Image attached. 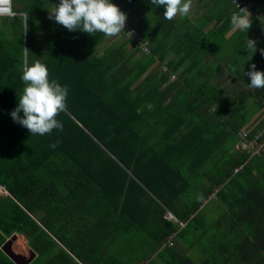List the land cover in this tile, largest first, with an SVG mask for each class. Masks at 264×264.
Returning <instances> with one entry per match:
<instances>
[{
    "label": "trees",
    "instance_id": "obj_1",
    "mask_svg": "<svg viewBox=\"0 0 264 264\" xmlns=\"http://www.w3.org/2000/svg\"><path fill=\"white\" fill-rule=\"evenodd\" d=\"M214 1L178 27L164 9L150 11L156 28L145 32L127 19L148 52L125 35L106 46L102 33L58 23L41 46L28 36L26 63L40 60L69 90L56 117L63 131L43 136L10 115L24 87L23 34L0 49V185L12 196L0 198V264H14L1 251L14 234L38 255L31 264H264V151L225 148L244 129L264 139V89L249 90L244 78L230 98L207 77L215 68L203 60L240 11L230 0L210 10ZM247 1L252 26L238 33L231 73L247 59L264 72V0Z\"/></svg>",
    "mask_w": 264,
    "mask_h": 264
},
{
    "label": "clouds",
    "instance_id": "obj_2",
    "mask_svg": "<svg viewBox=\"0 0 264 264\" xmlns=\"http://www.w3.org/2000/svg\"><path fill=\"white\" fill-rule=\"evenodd\" d=\"M150 2L156 7H164L163 17L168 21H172L177 14L186 16L192 6V0ZM49 19H53L69 31L81 30L92 36L99 32L106 37H115L123 32L127 14L110 0H60L59 4L54 5L49 11ZM230 23L233 29L248 32L252 26L251 13L246 8H240L239 12L231 14ZM256 45L255 40L247 38L246 46L253 53L257 51ZM259 51L264 56V49ZM21 71L24 87L17 107L10 113L14 122L26 128L31 136L51 134L54 129L63 131V123L56 117L67 108L69 91L67 86H62L54 79L50 80L48 67L40 60H36L31 66L25 62ZM244 75L250 78L248 83L250 89H264V72L258 71L254 63ZM51 147L55 148L56 144H52Z\"/></svg>",
    "mask_w": 264,
    "mask_h": 264
},
{
    "label": "crops",
    "instance_id": "obj_3",
    "mask_svg": "<svg viewBox=\"0 0 264 264\" xmlns=\"http://www.w3.org/2000/svg\"><path fill=\"white\" fill-rule=\"evenodd\" d=\"M209 0H192V6L189 11V13L186 16H180L177 14L176 17L173 18L174 21H176L175 27L177 25H180L181 22L186 21L185 19H188L189 21H198V18L202 15L204 10L207 8V2ZM60 0H53V3L47 5L46 7L50 6L54 7V5H58ZM111 3L115 4L119 7L121 11L127 14V19H132L133 23L137 25L141 29L142 32H145V30L155 27L156 23L152 21L153 18L150 15V11H156L159 9H164L163 6L156 7L151 4L150 0H110ZM41 2H38L37 5L35 4V0L32 1V4L30 6V14H33V11L36 9L38 13L40 12L42 16H45L47 19H49V13H45V8L41 9ZM215 5H210V10L212 8L218 7V0H215L213 2ZM165 10V9H164ZM32 12V13H31ZM154 16V15H153ZM155 17V16H154ZM151 18V19H150ZM151 20V22H149ZM52 23V22H51ZM54 25L56 22H53ZM173 22L171 23L172 26ZM178 27V26H177ZM156 28V27H155ZM208 30V29H206ZM239 30L231 29L226 36L227 41L222 42L221 49H213L211 53H207L206 59L203 60V62L208 65L207 67H212L214 71L209 76H213V82H217L220 85H222V89L226 90L227 95L231 98L235 96L239 88L242 89V86L245 85V83H242L241 81H244L248 79V76L244 75L247 71L250 70V59H247L242 64V67L240 69H236L233 73H231L228 69V66L231 64H238L241 61H238L240 59V55L237 51H235L236 47L240 44L241 40L237 38ZM261 40V38H259ZM176 47H179L178 44L175 45ZM232 46V49H230ZM223 48V50H222ZM215 52V53H214ZM193 56H191L188 60H191ZM194 58V57H193ZM241 58L243 56L241 55ZM250 80V79H248ZM246 86V85H245ZM239 87V88H238ZM244 87V86H243ZM250 90V88H249ZM23 245V244H21ZM20 246V245H19ZM22 247V246H21ZM16 250H19L20 252H25V249H22L20 247L16 248Z\"/></svg>",
    "mask_w": 264,
    "mask_h": 264
},
{
    "label": "rangeland",
    "instance_id": "obj_4",
    "mask_svg": "<svg viewBox=\"0 0 264 264\" xmlns=\"http://www.w3.org/2000/svg\"><path fill=\"white\" fill-rule=\"evenodd\" d=\"M33 0H13V9H12V14H14L13 17H0V49L4 46L7 50L9 49H13L15 48L14 44L16 43V41H18L20 39V36L23 34V41H24V57H25V62L27 61V54H28V49H27V40H28V36L29 39L32 38V36L36 35V43H34L33 45H38L41 46L44 42V38L53 32V30L55 29V25L53 22H55L53 19H47L46 14L45 16L40 17L41 13L39 12L37 15V12H34L33 15L30 14V12L28 10H30V6L32 4ZM53 7L50 8V6L45 8V13H49V11L52 10ZM27 16L29 18V20L32 19V16L35 18L36 23L33 25L32 23L29 24V32H27ZM49 17V16H48ZM151 18H156L154 16H152ZM52 22V23H51ZM124 40V38L121 37L120 34H118L115 37H110L107 40V44L106 46L109 45H113L114 42H122ZM29 46H31V44L29 43ZM223 50V48H222ZM13 51V50H12ZM183 52V51H182ZM180 52V53H182ZM173 54V52H169V57ZM236 65V64H232ZM242 67V65H241ZM240 67V68H241ZM239 68V69H240ZM163 72L167 71L166 66L164 65V67L162 68ZM175 79V76L172 77V80ZM198 81H202L201 78L198 77ZM248 79H250L248 77ZM239 88V87H238ZM238 143V139L234 138V137H230L228 138V140L226 141V146L225 148L228 150L233 149L234 145H236ZM212 198V197H211ZM214 201H207L204 203V207L207 209L208 213L213 209L214 205ZM177 224V223H175ZM17 238L21 239L18 240V242H20V244H23V247H20L22 249H27L29 250V245H26L25 242V237L18 235ZM27 240V239H26ZM15 241V240H14ZM13 241V242H14ZM28 243V241H27ZM16 241L14 242V246L16 248ZM194 250H190L188 252V254L190 256H192L194 253ZM21 253V252H19ZM28 252H25L22 254H27Z\"/></svg>",
    "mask_w": 264,
    "mask_h": 264
},
{
    "label": "built area",
    "instance_id": "obj_5",
    "mask_svg": "<svg viewBox=\"0 0 264 264\" xmlns=\"http://www.w3.org/2000/svg\"><path fill=\"white\" fill-rule=\"evenodd\" d=\"M234 4L237 5V7L240 8H246L250 13L251 16L253 15L251 11V3L247 0H230ZM13 9V0H4V2H0V17H13L14 14H12ZM121 35H125L126 37L132 39L133 41L137 42L141 49L145 52H148V43H145L142 41V38L140 34L134 29L133 25H130L129 23H126L125 28L123 29V32L120 33ZM164 67V66H163ZM263 135V132H258L257 134H253L251 129H244L237 133L238 143L235 146L236 151H247L249 154L253 157L255 155H259L262 151H264V139L261 140V137ZM245 165V164H244ZM244 165H241L237 167L234 170L235 174L240 173L244 169ZM5 197H12L9 190L3 186L0 185V198ZM172 214H168L165 218L166 220H173ZM182 226L184 224L181 223ZM168 244L170 246L173 245L172 239H169Z\"/></svg>",
    "mask_w": 264,
    "mask_h": 264
},
{
    "label": "water",
    "instance_id": "obj_6",
    "mask_svg": "<svg viewBox=\"0 0 264 264\" xmlns=\"http://www.w3.org/2000/svg\"><path fill=\"white\" fill-rule=\"evenodd\" d=\"M17 234H14L9 238L5 244L1 247V251L14 263V264H31L36 258L37 254L33 250L30 252L29 257L16 254L12 249L13 241L17 239Z\"/></svg>",
    "mask_w": 264,
    "mask_h": 264
},
{
    "label": "bare ground",
    "instance_id": "obj_7",
    "mask_svg": "<svg viewBox=\"0 0 264 264\" xmlns=\"http://www.w3.org/2000/svg\"><path fill=\"white\" fill-rule=\"evenodd\" d=\"M18 240H21V239H19V238H17L15 241H16V245H17V247H23V245H21L20 244V242H18ZM14 241V242H15ZM14 242H13V244H12V249H13V251L16 253V254H18V255H22V256H24V257H29L30 256V251H31V249L29 248V250H28V248H27V250L25 251V252H28L27 254H22V252L21 253H19L20 251L19 250H16L15 249V246H14ZM21 242H22V240H21ZM20 245V246H19ZM25 252H23V253H25Z\"/></svg>",
    "mask_w": 264,
    "mask_h": 264
}]
</instances>
